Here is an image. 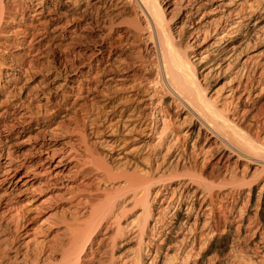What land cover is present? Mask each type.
I'll return each mask as SVG.
<instances>
[{"label":"bare ground","instance_id":"bare-ground-1","mask_svg":"<svg viewBox=\"0 0 264 264\" xmlns=\"http://www.w3.org/2000/svg\"><path fill=\"white\" fill-rule=\"evenodd\" d=\"M16 14L68 55L38 87L84 90L34 113L0 58V187L54 209L22 251L0 221V264H264V0H0V48Z\"/></svg>","mask_w":264,"mask_h":264},{"label":"rangeland","instance_id":"rangeland-1","mask_svg":"<svg viewBox=\"0 0 264 264\" xmlns=\"http://www.w3.org/2000/svg\"><path fill=\"white\" fill-rule=\"evenodd\" d=\"M31 23L30 19H27V17L24 15L16 14L14 16V21L11 25V27H8L6 29L5 34H3V37L7 36V39H3L1 42L0 48V58H5L6 56L12 54L16 57H20L21 59L27 58L28 60L32 61V71H33V78L29 80V83H31L32 86H34V89L38 96H36V99H34V105L32 106V110L35 112L42 111L43 107L48 108L52 106H58L62 104L61 96L66 95L67 96V102H66V109L68 108L70 111V114H73L72 105L75 104L77 108L79 107V104L83 103L82 97L78 95V93L82 92L84 90L83 87L78 85V82L69 83V88L67 87L66 90H64V93H61L60 90H55L47 86V88L41 89V87H38V81L41 78L42 75L47 74L50 79H52L56 74H63L65 72V64L66 59L68 55L61 51L59 48L49 46L47 40L43 41L42 44H39L38 46H35V49L32 50H21L19 42H17L15 35L25 28V26ZM35 25V22H34ZM30 26V27H31ZM19 34V33H18ZM20 36V34H19ZM31 37H27V40H29ZM23 48V47H22ZM9 60H4L3 65L0 67V71H2V74L0 75V85L4 84L8 80L14 81L16 79L17 74L11 76V77H4V72L7 70L5 69L6 66L10 65L11 63H8ZM26 62V61H25ZM25 67V66H24ZM27 76L23 75L22 77V84L26 82ZM62 78V75H60V78ZM19 84V86L21 85ZM13 87L15 84L11 82ZM15 90V89H14ZM82 96L84 93H81ZM7 93H0V106L4 109L5 105L7 103L2 104L5 101ZM48 100L50 103H48ZM27 103V102H26ZM46 105V106H45ZM6 108H9V110L14 111V106L9 105ZM2 109L0 110V112ZM65 121V120H63ZM32 134H36V130L32 132ZM59 140H62L60 138ZM12 142H14V139H12ZM26 144L24 145H17V153H21L25 150ZM16 181V178L14 179ZM41 179L38 180H32L31 182H28L26 184H23L19 188L17 187L15 190H11L12 188H7V184H3L2 187H0V221L7 222V225L4 227V231L2 234H6V236H10L13 234V226L14 222H12V219H16L23 211L25 212V219L22 221L20 227L17 231V233L14 234V244H22L24 241H26L28 238H31L34 236L35 232L39 230L41 221L44 220L48 214L54 211L51 207H48L50 203H47L44 205L42 202V199L47 194H32V191L38 190L40 188ZM19 184L22 183V180L18 182ZM59 192H54L57 197ZM52 194V195H54ZM33 198V199H32ZM29 203V204H28ZM59 214L54 213V218L57 217ZM5 224V223H3ZM24 224V225H23ZM33 229V230H32ZM39 235V234H37ZM28 237V238H27ZM39 237V236H38ZM24 249V245L20 246V250L22 251ZM11 256H13L12 250L9 252ZM20 258H18L19 261ZM3 264H9V262L4 260L2 262Z\"/></svg>","mask_w":264,"mask_h":264}]
</instances>
